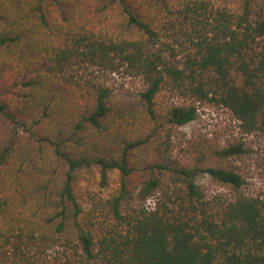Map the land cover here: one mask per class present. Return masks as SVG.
Instances as JSON below:
<instances>
[{
  "label": "trees",
  "instance_id": "obj_1",
  "mask_svg": "<svg viewBox=\"0 0 264 264\" xmlns=\"http://www.w3.org/2000/svg\"><path fill=\"white\" fill-rule=\"evenodd\" d=\"M198 103L264 135V0H0V264H264V195L173 157Z\"/></svg>",
  "mask_w": 264,
  "mask_h": 264
},
{
  "label": "rangeland",
  "instance_id": "obj_2",
  "mask_svg": "<svg viewBox=\"0 0 264 264\" xmlns=\"http://www.w3.org/2000/svg\"><path fill=\"white\" fill-rule=\"evenodd\" d=\"M167 100L180 101L181 98L165 93L161 101ZM198 107L195 120L176 128L173 136V157L197 170L219 165L233 167L244 177L243 190L246 193L264 195V135L243 133L240 122L224 107L209 103H198ZM236 140L246 142L247 152L241 157L223 158L220 155L222 147ZM119 180V173L112 172L109 193L118 187ZM195 180L209 197L217 193L232 195L233 189L230 186L215 180L207 172L196 171ZM91 191L101 196L109 194L104 192L97 179L83 180L78 187V193L87 208L90 206L88 193ZM149 203L152 204L153 200ZM41 252L42 259L47 255V259L60 255L55 250Z\"/></svg>",
  "mask_w": 264,
  "mask_h": 264
}]
</instances>
